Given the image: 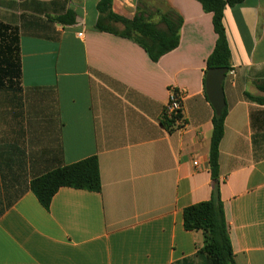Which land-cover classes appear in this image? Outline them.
<instances>
[{
    "label": "crops",
    "instance_id": "0c3cea01",
    "mask_svg": "<svg viewBox=\"0 0 264 264\" xmlns=\"http://www.w3.org/2000/svg\"><path fill=\"white\" fill-rule=\"evenodd\" d=\"M111 1L125 18L181 19L179 46L153 62L100 31L103 0H0V264H183L203 244L183 213L213 193L212 14L196 0ZM223 24L235 74L223 83L221 201L235 264H264V0L227 7ZM90 157L101 191L61 188L45 209L31 181Z\"/></svg>",
    "mask_w": 264,
    "mask_h": 264
},
{
    "label": "trees",
    "instance_id": "16d2710c",
    "mask_svg": "<svg viewBox=\"0 0 264 264\" xmlns=\"http://www.w3.org/2000/svg\"><path fill=\"white\" fill-rule=\"evenodd\" d=\"M196 1L201 3L207 13L212 14L213 27L217 35L214 50L206 62L207 72L213 68H227L230 71L232 69L231 52L223 24V15L227 7L237 6L245 0ZM105 2L110 6L112 1L103 0L99 5L101 17L97 22V29L100 31L114 33L131 39L145 50L153 62L159 61L161 57L179 46L181 19L156 13L162 16L165 25L164 30H159L157 25L146 21L141 15H138L139 11L131 21L124 22L127 31L119 32L104 23ZM111 15L113 17L112 13ZM16 50L19 52V47ZM11 51H13L12 48ZM13 55L11 54V57ZM18 76L20 77V74ZM226 115L227 108L219 116L215 113L212 119L213 133L209 152V164L214 182L212 198L184 209L183 221L185 229L192 232H201L203 234V244L197 249L196 254L192 258L185 260L183 264H235L229 236V226L221 201L219 182V152L225 131ZM180 118L182 119V116ZM161 123L170 132L176 127L175 120L163 116ZM30 188L45 209H49L53 197L61 188L100 192L102 183L99 162L96 157H90L72 165L58 168L33 179L30 183Z\"/></svg>",
    "mask_w": 264,
    "mask_h": 264
},
{
    "label": "water",
    "instance_id": "95a60500",
    "mask_svg": "<svg viewBox=\"0 0 264 264\" xmlns=\"http://www.w3.org/2000/svg\"><path fill=\"white\" fill-rule=\"evenodd\" d=\"M227 73V68L209 69L205 79L207 97L218 116L221 115L226 108L223 83Z\"/></svg>",
    "mask_w": 264,
    "mask_h": 264
},
{
    "label": "rangeland",
    "instance_id": "374dc122",
    "mask_svg": "<svg viewBox=\"0 0 264 264\" xmlns=\"http://www.w3.org/2000/svg\"><path fill=\"white\" fill-rule=\"evenodd\" d=\"M104 14H103V18H104V23L106 25H108L110 28H113L114 30H117L119 32H126V25H125V21H131L134 16L132 18H125L122 16H119L117 14H115L112 10L111 5L109 6L107 2H105L104 4ZM113 14V17L111 15V13ZM138 15H141L146 21L154 23L155 25H157V28L159 30H164L165 29V25L162 19V16H159L156 13H152V11L150 12H144V11H140L139 13H137ZM140 16V17H141ZM132 33L134 34V32L132 31Z\"/></svg>",
    "mask_w": 264,
    "mask_h": 264
},
{
    "label": "built area",
    "instance_id": "2783aa9c",
    "mask_svg": "<svg viewBox=\"0 0 264 264\" xmlns=\"http://www.w3.org/2000/svg\"><path fill=\"white\" fill-rule=\"evenodd\" d=\"M229 75L234 76L235 72L233 69L228 71ZM181 113H182V97L176 90L171 88L169 90V99L163 109V117L173 119L176 122V126H181ZM197 164V163H196Z\"/></svg>",
    "mask_w": 264,
    "mask_h": 264
}]
</instances>
